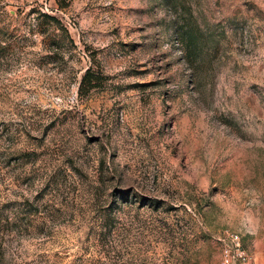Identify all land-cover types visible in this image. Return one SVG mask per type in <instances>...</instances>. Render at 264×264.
<instances>
[{
	"label": "rangeland",
	"instance_id": "1",
	"mask_svg": "<svg viewBox=\"0 0 264 264\" xmlns=\"http://www.w3.org/2000/svg\"><path fill=\"white\" fill-rule=\"evenodd\" d=\"M0 46V264H264V0H0Z\"/></svg>",
	"mask_w": 264,
	"mask_h": 264
},
{
	"label": "built area",
	"instance_id": "2",
	"mask_svg": "<svg viewBox=\"0 0 264 264\" xmlns=\"http://www.w3.org/2000/svg\"><path fill=\"white\" fill-rule=\"evenodd\" d=\"M220 243L218 264H254L252 254L243 246L237 233H226Z\"/></svg>",
	"mask_w": 264,
	"mask_h": 264
},
{
	"label": "trees",
	"instance_id": "3",
	"mask_svg": "<svg viewBox=\"0 0 264 264\" xmlns=\"http://www.w3.org/2000/svg\"><path fill=\"white\" fill-rule=\"evenodd\" d=\"M2 47L0 46V51H2ZM8 222L7 221H5V223H4V225H3V229L5 228V227H7L8 226ZM2 234H5L4 232H2Z\"/></svg>",
	"mask_w": 264,
	"mask_h": 264
}]
</instances>
